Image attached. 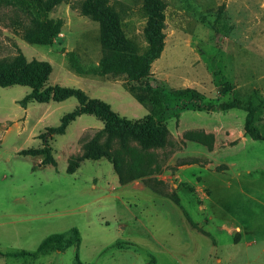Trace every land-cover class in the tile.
Here are the masks:
<instances>
[{
	"label": "rangeland",
	"instance_id": "obj_1",
	"mask_svg": "<svg viewBox=\"0 0 264 264\" xmlns=\"http://www.w3.org/2000/svg\"><path fill=\"white\" fill-rule=\"evenodd\" d=\"M83 1L44 8L0 0V61L21 53L47 62V86L79 89L131 121L163 114L166 135L150 147L98 139L100 153L123 159L124 173L137 162L131 172L141 176L121 184L105 155L88 156L101 120L81 115L63 134L51 132L75 99L22 102L28 87H0V252L35 253L45 238L72 229L80 238L63 252L0 256V264H264V141L245 134L244 110L218 109L234 99L252 104V126L264 136V0H161L163 50L150 65L152 87L96 71L99 26L81 13ZM107 1L135 53L145 54L143 0ZM35 22L58 25L50 43L26 41ZM225 83L232 90L222 94ZM163 97L182 108L165 110ZM44 148L54 165L43 164Z\"/></svg>",
	"mask_w": 264,
	"mask_h": 264
},
{
	"label": "trees",
	"instance_id": "obj_2",
	"mask_svg": "<svg viewBox=\"0 0 264 264\" xmlns=\"http://www.w3.org/2000/svg\"><path fill=\"white\" fill-rule=\"evenodd\" d=\"M37 1L38 6L49 8V0L43 2ZM80 10L83 15L91 16L99 26V43L103 49V55L96 68L100 74L107 73H124L127 75L129 83L143 84L147 82L150 76L151 63L159 58L163 50V23H164V5L161 0H143L142 10L147 16V22L144 27V36L149 44V48L143 55H137L133 46L126 40L120 27L118 16L111 10L107 0H84L80 5ZM58 33V25L52 22L46 24H35L25 30L24 37L26 41L33 44H48L51 39ZM71 66L76 72L82 73L83 69L79 67L78 62L73 54H71ZM50 65L44 61H26L24 56L19 53L11 60L0 61V87L6 88L10 86L28 87L30 93L23 99L22 102L30 100L35 103H47L49 101L61 102L69 98H73L77 102V107L70 113H67L61 119L60 125L51 129V132L63 134L68 124L74 121L81 115H92L103 122V128L92 141V148L96 149L98 139L102 136L105 142L111 145L113 142L120 143L123 148H127L128 143L138 142L143 146H155L163 143L166 135V128L163 124V114L158 119L148 116L142 121H131L119 117L107 103L97 99H89L79 89L47 86V81L50 75ZM151 86L150 84H148ZM152 87V86H151ZM232 90L229 83L222 85L221 93L227 94ZM182 102H185L183 100ZM164 109L171 108L172 101L163 97ZM24 104V103H22ZM221 111L229 110H244L245 115V134L255 141H264V136L259 130L253 127L255 108L252 104L243 107L240 100L234 99L229 102H223L218 105ZM46 154L43 164H52L54 161L50 156V149L44 148L42 151ZM96 149L91 151L90 156L93 159L103 157ZM106 158L112 163L113 169L118 176L121 184H125L131 180L138 178L141 175L131 171L137 168V162L134 161L129 172H123L121 169L122 158L119 159L116 155L106 154ZM77 165L69 162L66 172L72 174ZM171 201L181 208L178 198L171 194L167 195ZM187 222L192 229L199 230L197 225L192 222L187 212L183 210ZM80 241L78 231L72 229L68 235L54 234L45 238L39 245L37 252L27 253H8L0 252L1 257H36L41 254H46L50 251L63 252L72 246H78Z\"/></svg>",
	"mask_w": 264,
	"mask_h": 264
}]
</instances>
